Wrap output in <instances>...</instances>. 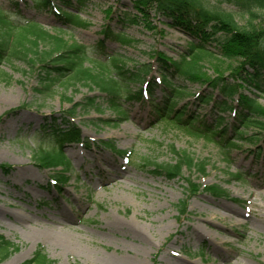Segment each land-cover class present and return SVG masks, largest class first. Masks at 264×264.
Returning <instances> with one entry per match:
<instances>
[{"label": "rangeland", "instance_id": "rangeland-1", "mask_svg": "<svg viewBox=\"0 0 264 264\" xmlns=\"http://www.w3.org/2000/svg\"><path fill=\"white\" fill-rule=\"evenodd\" d=\"M70 1L73 7H59L79 13L82 25L35 8L33 0H0V8L10 20L37 22L69 43L92 47L103 40L104 50L90 48L91 59L84 62L94 71L100 68L92 59L112 68L110 58L115 55L121 58L119 64L130 69L149 62L151 70L145 80L132 83L131 88L135 92L156 80L153 96L162 100L165 90L154 53L179 60L193 37L172 27L154 9L142 15L134 0H85L81 6ZM223 6L235 11L232 5ZM125 15L136 16L137 22L127 24ZM236 19L241 26L249 20L242 14H236ZM107 25L115 33L123 32L127 41L105 38L102 31ZM51 46L54 42L45 40L37 49ZM208 46L215 54L202 57L203 72L216 77L215 67L220 65L229 82L242 83L229 76L230 62L220 54L217 43L211 41ZM28 56L36 58L37 54L30 52ZM39 63L31 65L13 55L0 65V164H7L0 166V235L10 243L9 254L0 256V264H20L32 258L38 248L52 264H123L124 257L136 255L143 245L123 225L134 221L144 227L151 243L145 264H264V158L256 153L262 143L261 129L244 127L243 136L233 140L235 132L230 128L228 141L236 145L222 146L160 121L149 94L123 104L124 120L99 97L101 111L82 106L76 109L72 121L81 130L82 140L65 145L67 166H40L34 156L39 145L33 135L43 118L58 117L74 103L102 94L72 73L41 92L36 76ZM168 79L184 93L176 98L178 106H185L193 117L204 119L212 128L217 127L219 116L224 117L222 126L234 122V111L240 109L239 93L264 106V92L243 83L227 97L220 88L199 81L177 76ZM197 94L212 100L203 102ZM215 101H228L234 110L221 112L213 106ZM250 136L258 140L250 141ZM103 141L114 147L105 146ZM171 145L186 150L197 162L205 161L204 172L184 167L182 174L172 179L156 173V163L175 161ZM58 173L67 180L58 179ZM186 178L201 189L190 193ZM211 184L225 189L228 197L203 190ZM60 237L72 246L56 245Z\"/></svg>", "mask_w": 264, "mask_h": 264}, {"label": "trees", "instance_id": "trees-1", "mask_svg": "<svg viewBox=\"0 0 264 264\" xmlns=\"http://www.w3.org/2000/svg\"><path fill=\"white\" fill-rule=\"evenodd\" d=\"M57 1L58 5L55 3ZM79 6L85 0H76ZM33 5L39 10L54 12L61 17L64 22L82 25L79 13H72L60 4L73 7L70 0H33ZM135 7L142 15L147 14V9H154L159 14L165 16L170 25L193 37V41L184 49L179 60L168 58L162 52H155L154 58L159 63L165 90L162 100H156L153 90L157 85L156 80L148 82L145 88L133 91L131 84L137 81H144L151 70L149 62L139 64L136 69L126 67L125 63L119 64L118 55L110 58L113 63L112 68L104 61L93 60L99 64V71H94L91 67H86L84 62L89 58V49L104 50L103 40L97 42L95 46L89 47L84 44L65 40L62 36L52 35L47 30L41 28L37 22L12 21L5 10L0 8V65L2 60L13 55L25 59L31 65L40 62L36 76L39 79L38 90L47 92L52 85L60 78L68 74H73L78 79L85 80L88 84L94 85L102 96L85 98L84 102L74 103L69 109L62 110L58 117H44L42 123L33 135L35 142H38V149L34 153L40 166L57 167L67 166L64 147L70 143H78L82 140L81 130L72 121L78 106L84 109L95 108L101 111V103L97 101L99 97L120 116V120L127 118L123 104L132 100H141L144 93L149 94L153 110L160 121L167 124L186 129L188 132L203 135L206 138L224 146H235L236 143L228 141V129L232 128L235 137L243 136L241 129L244 127H256L263 132L259 139L262 143L257 145V156L264 158V106L255 98L239 93L237 107L234 111L235 119L230 124H224V117H217V127L204 119L193 117L185 106H178L176 98H181L184 94L181 90L173 87L168 79L170 76L185 77L189 80L199 81L212 88H220V91L227 97L232 96L243 84L250 85L264 92V0H134ZM224 4L232 5L235 11L224 8ZM78 8V7H77ZM127 14V13H126ZM236 14L247 15V24L241 26L236 19ZM127 24L136 23L134 15H125ZM257 22V23H256ZM18 30V33L15 32ZM102 33L105 38H111L126 42L123 32H113L107 25ZM34 37L29 39L28 37ZM51 40L54 46L47 50L38 51L41 41ZM27 41L30 45L27 44ZM214 41L219 47L220 54L229 63V76L237 82L233 84L228 81L220 65H216L217 76L210 78L203 72L200 65L202 57L214 55L208 44ZM37 54L36 58L29 57V53ZM223 62V61H222ZM196 98L203 102H210L212 97H205L197 94ZM213 106L221 112L234 110V106L228 101L214 102ZM111 122V120H107ZM237 124L241 127L237 128ZM218 126H222L218 128ZM20 138V137H18ZM17 138V139H18ZM250 141H257V137L250 136ZM105 146H111L109 142H104ZM45 145V146H44ZM124 152V151H122ZM171 152L175 156L174 162L156 163L155 172L164 174L168 178H175L182 174L183 168L189 170L197 169L204 172L205 161H195V158L186 150H178L171 145ZM128 153V152H127ZM145 161V160H144ZM147 162V160H146ZM7 164H0L1 167ZM57 178L65 181L67 177L58 173ZM190 193L198 192L201 186L190 178H186ZM216 197H228L225 189L217 184H211L203 188ZM181 211H184L185 203L182 202ZM10 243L0 235V256L6 257L9 254ZM20 264H52V260L41 248H38L32 258ZM76 264V263H70Z\"/></svg>", "mask_w": 264, "mask_h": 264}, {"label": "bare ground", "instance_id": "bare-ground-1", "mask_svg": "<svg viewBox=\"0 0 264 264\" xmlns=\"http://www.w3.org/2000/svg\"><path fill=\"white\" fill-rule=\"evenodd\" d=\"M123 225L130 230V232H133L140 240H142V248L140 250H138L136 252V255L134 256H129V257H124V261L123 264H145V259H146V255L149 249V244H151L148 240V236L146 235V230L144 229V227L137 223V221L135 222H126L123 223ZM196 226V225H194ZM197 228V226H196ZM46 237H48V234H44ZM49 238V237H48ZM39 239V238H38ZM43 240V239H42ZM56 245L58 246H62V247H71L72 243L65 239L64 237H60L58 239H56L55 242Z\"/></svg>", "mask_w": 264, "mask_h": 264}]
</instances>
